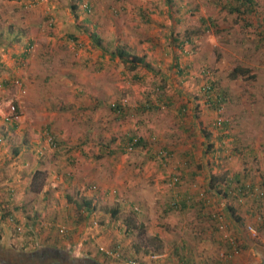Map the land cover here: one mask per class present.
I'll list each match as a JSON object with an SVG mask.
<instances>
[{
  "label": "rangeland",
  "instance_id": "obj_1",
  "mask_svg": "<svg viewBox=\"0 0 264 264\" xmlns=\"http://www.w3.org/2000/svg\"><path fill=\"white\" fill-rule=\"evenodd\" d=\"M33 1L27 0L28 8L18 6L16 10L12 6L4 7L0 0V8L8 11L6 15L0 11V154L16 161L10 167L18 177L14 175L6 180L4 191L6 188L8 194L14 195L12 202L18 203L19 208L17 212L14 210L16 216L5 211L11 214L9 220L14 221L4 224L9 226L6 227L9 238L0 232V264L4 261L7 264H121V260H113L116 257L107 254L116 250V242L121 243V254L133 260L137 257L145 260L158 253L162 257L156 264H181V255L184 259L189 257L193 264H224L222 253L228 249L229 238L236 239L240 248L231 264H257L258 258L253 259L252 252H262L264 246V224L259 228L261 224L257 221L258 212L264 216V195L256 197L252 193L239 200L231 194L228 202L243 219L237 222L238 229L229 218L228 229L219 230V222L210 216L211 210L228 217L231 214L223 212L221 202L213 195L207 194L214 201L204 208L206 216L202 218L196 214V207L164 211L178 190L170 182V173H183L177 152L163 167L150 159L145 149L129 153L121 148L123 138L132 134L149 140L148 144L154 147L164 146L162 138L178 122L176 106L188 102L190 107L182 121H193L198 128L193 129L195 133L188 132L190 145L197 142L198 147L193 151L198 159L196 164L189 161L186 169L199 170L198 165L202 162L206 165L209 158V164L214 161L220 166L221 180L227 174L232 176L229 170H236L240 163L224 170L227 155L232 161L245 157L244 152L235 149V134L243 131L239 122L248 125L258 122L264 126V43L255 47L256 24L244 27L246 16L240 14L235 20V13L222 8L225 0H171L169 6L166 0ZM255 1L258 17H264V0ZM167 10L173 15L169 16ZM163 16L167 23L159 19ZM176 17L182 20L176 21ZM209 17L213 24L208 22V27L201 24L200 18ZM183 30L190 31L196 45L195 53L191 52L194 45H184L179 63L183 67L193 59L194 64L187 73L177 75L169 72L174 54L167 45L172 35L184 36ZM95 36L106 43L107 50L124 45L131 53L149 59L155 44L153 51L162 58L158 61L167 63L162 74L169 73L174 81L168 78L161 95L150 80L137 83L132 76L135 71L118 59L111 61L107 57L105 66L101 67L98 60L102 49L95 44ZM21 52L25 53L22 57ZM238 64L250 65L257 74L255 80L228 78L229 70ZM207 69L214 72L212 79L217 81L218 89H226L227 102L219 111L206 104L204 87L210 80L204 74ZM168 96H172L170 102ZM187 96L191 101L186 100ZM147 99L152 102V108L141 106ZM116 101H120L124 115L118 116L111 109V103ZM198 103L201 109L197 108L194 119L191 108ZM12 106L19 117L10 122L5 116ZM217 119L228 121L226 130L230 135L223 139L221 149H216L215 154L202 156L204 150L198 131L206 127L205 130L213 133L215 146H219L218 128L222 125H217ZM12 122L18 124L15 129L7 126ZM260 133L263 135L264 131ZM48 134L55 136L57 142L62 141L58 148L48 143ZM18 147L20 158L13 153ZM243 147L245 151L246 145ZM38 154L49 162L36 167ZM259 155L260 162L248 165V182H256L251 180L264 168V148ZM207 182L198 173L189 186L194 189L193 184L197 183L201 188L198 191L202 192ZM58 191L70 196L64 197L63 202L72 208L56 210L59 215L53 221L39 216L41 221L36 222L37 215L42 213L36 208L60 206ZM82 198L94 206L91 212L84 206L77 207ZM114 208L119 210L115 216L111 213ZM75 218L79 220L76 223ZM86 218L94 219L89 232L90 222ZM26 220L29 229L24 226ZM109 220L115 222L105 227ZM127 221L131 223L128 228ZM47 222L53 224L49 226L52 233L43 244H38L39 248L32 246L31 226L36 225L33 227L36 230ZM84 222L86 225L82 226ZM61 226L66 229L65 234L59 232ZM248 226L256 228L257 233L253 235ZM69 232L73 236L64 243V247L71 243L68 249L52 245V242L60 244L59 239L67 237ZM20 236L23 239L18 242ZM182 243L187 248L179 255L174 248ZM7 249H11L12 256L2 255Z\"/></svg>",
  "mask_w": 264,
  "mask_h": 264
},
{
  "label": "trees",
  "instance_id": "obj_2",
  "mask_svg": "<svg viewBox=\"0 0 264 264\" xmlns=\"http://www.w3.org/2000/svg\"><path fill=\"white\" fill-rule=\"evenodd\" d=\"M35 1L36 0H34L33 2H35ZM170 1L171 0L165 1V2H167L166 4L168 6H169ZM28 4H30V3H28L27 0H24L23 3L21 4V6L28 8V6H27ZM257 6H258V3L255 0H225V4H222V8H224L225 10H228V12L235 13V16H234L235 20H237L240 17V14L242 16L243 15L246 16L245 18H243L245 21V23L243 25L244 27H247L251 24H256L257 30L255 29V33H256V35H258V39L256 41L255 47H258L264 43V17H260V18L258 17ZM167 13L169 14V16H171V14H172L169 10H167ZM181 16H183V15H181ZM176 18H175L176 21L182 20V18L179 19L180 17H176ZM209 18H206V19L200 18L201 24L206 23L207 27L209 26L208 22L209 23L212 22V24H213L214 21H212L211 17H209ZM174 33H176V31ZM189 33L190 32H188V34H187V32H185L184 36L182 35L181 38H179L178 35H172L171 39L170 38L168 39L169 41H168L167 46L170 48V50L174 54V57H172L171 63L168 67L169 72H171V73L175 72L177 75H183L185 72L187 73L188 68H190L192 66L190 60L188 61V63H185L183 67L179 63L180 56H182V54H183L182 52H184V45L185 44L194 45L191 48V52L195 53V45L196 44H193V40H192L191 36L189 35ZM94 42L99 48H101L104 51V53H106L108 55V57L111 61L118 59L119 61L124 63L125 66L128 64L129 69L135 71V73L133 74V78L135 79V81L137 83L143 82V80L148 79L151 81L152 84L153 83L156 84V86H157L156 89L158 90V92L161 95L165 91L164 87L168 82L166 77H169L170 80L174 81L173 77H171L169 75V73H167L166 75L164 74L166 76L164 79L163 76L159 75V74H161V71H163V70H161V68L158 65H153L151 63V60L146 59L145 56H140L138 54L131 53V51H129L124 45L122 47L116 46L112 50H107V49H105L106 43L100 37L95 36ZM154 45L155 44L152 45L151 49H155V48H153ZM187 53L188 52H185V54H187ZM159 58L160 57L159 56L157 57V55H156V59L162 61V58H160V59ZM212 73H214V72L213 71L211 72L209 69L204 71V74L207 75L208 77H210L209 78L210 80L208 82H206L205 87L204 86L203 87H204V91H205V96L207 97L206 98V104H209L208 106L210 108H212V107L216 108L218 111L221 107H223L224 103L227 102L226 89H218L217 81L212 79V77H213ZM159 77H161V78H159ZM227 77L230 79L241 77V78H245L248 81L249 80L253 81L257 77V74L255 72H253L250 65L238 64L236 66H233L229 70ZM158 82H160V84H158ZM166 99L168 102H170L172 100V96H168ZM186 100L189 101L190 98L187 96ZM151 105H152V102L150 101V99H147L144 103L141 104V106L145 109L152 108ZM198 105H199V103L192 106V108H191L193 110L192 115H193L194 119H196L198 109H201ZM110 107L115 113H118L117 114L118 116L125 114L124 110H122L123 107H122L120 101L112 102ZM189 107H190V105L188 102H182L181 104L176 106L177 114L181 120H185V118H186L185 112H186V110H189ZM188 122H185L184 124H188ZM216 122H217V120H216ZM220 122H221L220 125H222V127L218 128L220 133L217 136V139L220 142L219 146H215V142H214L215 138L212 137L213 133L209 132L210 130H205L206 129V127H205L204 130L200 131L203 138H204V140L202 141L203 150H204L202 156H206L208 154H211V152H214V154H215L216 149H221L220 146L223 142V139L227 138L230 135V132H227V130H226V129H229V123H227L228 121L221 119ZM10 125L12 126V128H14L15 123L12 122V123H10ZM239 125H241L240 122H239ZM191 127H192V124L189 125L188 129H191ZM187 136L188 137L190 136L189 133L187 134ZM244 136H246V135H245V133H243V131L239 132L237 135L235 134V140L237 141L235 149H237L238 151L244 149V147H243L244 145H242L243 144L242 139L244 138ZM53 138L56 140L55 136ZM152 139L155 140L156 138L153 137ZM217 139H216V141H217ZM60 142H62V141L57 142L58 143L57 147L60 146ZM148 142H149V140H145V138H142L140 136H137L134 134L127 135L126 137L123 138V144L121 147L123 150L122 152L126 151L129 153H131V152L134 153L138 148H141V150L145 149L146 155H148L150 159L156 160L157 163H159L160 166L162 165L163 167L169 163L170 157L173 158L175 156L174 154H175L176 150L174 149V147L164 145V146H161V148L160 147L157 148L156 146L154 147L153 145L148 144ZM127 143H129V145H130L129 151L126 150L127 149L126 148ZM196 146H197V144H193V146L191 148L195 149ZM249 149L251 152L254 151L253 148H249ZM256 158H257V156H254V160L258 159V158L257 159ZM205 163L207 166L205 164H203V162L201 163V164H203V166L201 164L198 165V168L201 170V174H203L205 176L208 175V176L204 177V179L211 176V178L206 179L208 182H207L205 189L207 192H210L213 189L215 191V195H219L221 197V199H222L221 202L223 203V201H224V204L226 205L227 212L229 213V215L231 214V217H229V218H231V221H233V225L238 229L239 226H238L237 222H241V219H243V218L239 214H237L236 208L234 206H232L231 204H229V202H228V199L232 194L231 191L233 190L231 188L232 182H230V180H228V179L226 180L225 178L223 180H221L219 178H216L215 175L214 176L210 175L212 165L215 162L211 161V163H213V164H209L210 163L209 158H206ZM188 165H189V163H187V161H186V163H182L183 173L181 175H177L175 172H171L170 173V176H171L170 182L172 181L173 184H177V186H178V185H180L181 181H185L184 177L189 173L186 170V166H188ZM178 169L180 170V168H178ZM194 175L196 176V174H194ZM192 180H194V178H192ZM220 180L222 182H220ZM216 182H220V183H216ZM249 186L250 187L247 189L248 191H242L243 189L242 190L239 189L238 195H240V197H242L243 195H251L252 193H254L256 195V197L264 195V191H263L262 195L258 194L257 192H253L254 186L252 183H250ZM239 188H241V187H239ZM243 188H245V187H243ZM176 192L171 197L169 202H167V204L165 206V210H164L165 212H167L168 210H171V209L175 210L176 208H178L177 205H181L182 210H184L187 207H189V208H195L196 207L198 209V212H196V214L199 216V218H202L201 216H206L203 213V210L205 207L200 205L199 204V203H201L200 200L196 198L198 196L197 191L192 190L188 196H183L179 192L178 193H176ZM174 197H178V198L176 199ZM83 206L87 210L90 209V211L92 210V207H94V206L91 207L90 200H86V199L82 198V202L80 204L77 203V207L82 208ZM118 211L119 210L117 208H114L111 210V213L113 216H115ZM199 211H201V212H199ZM258 214L260 216V219L257 221L261 224V226L259 228H262L263 224H264V216H263V214H261L259 212H258ZM200 220H202V219H200ZM129 221H127V223H126L127 228L131 224V223H129ZM235 241H236V239H235ZM236 244H237V241H236ZM237 246L239 247L238 244H237ZM185 248H187V245L182 243V245L175 246L174 250H175V253L177 252L179 255H181L180 252L185 250ZM228 249H230V248L228 247ZM61 251H62V253L63 252L65 253L64 249ZM61 251L59 254H60V256H63ZM15 255H18V254H15ZM181 257L183 258L182 255H181ZM137 258H139V257H137ZM184 260L186 262H191V264H193V262L191 261V259L189 257H188V259H184ZM224 264H231V260L226 261Z\"/></svg>",
  "mask_w": 264,
  "mask_h": 264
},
{
  "label": "crops",
  "instance_id": "obj_3",
  "mask_svg": "<svg viewBox=\"0 0 264 264\" xmlns=\"http://www.w3.org/2000/svg\"><path fill=\"white\" fill-rule=\"evenodd\" d=\"M1 1L4 3V7L12 6L14 9L18 10V8H19L18 6H21V4L23 3L24 0H1ZM0 11H1V14H5L6 15L8 13V11H5L4 12L3 7L0 8ZM153 18L156 19L157 17L155 16ZM165 18L166 17L163 16V17H161L159 19H161V20H163V21H165L167 23V21L164 20ZM179 19H181V17ZM145 20H147V17L145 18ZM170 25H172V24H170ZM185 32H187V30H185L184 33ZM188 32H190V31H188ZM191 38L194 41L192 34H191ZM153 50H155V49H152V51H151L152 58L149 59L146 56L145 57H146V59L151 60V63L153 65H158L161 68V70H162L163 67L165 65H167V63H161V62H159L158 59H156V53H155L156 51L154 52ZM101 53L102 54L100 55V60H98V64L101 67H104L105 66V61H106V58L108 57V55L106 53H104V51H102V50H101ZM23 55H25V53H23V52H21V54H19V56H21V57ZM191 64H194L193 59H191ZM162 72L163 71H161V74H159V75L163 76L164 79H165V77H166L165 75L166 74L164 75V74H162ZM159 78H161V77H159ZM166 78L168 80L169 77H166ZM144 81L145 80H143V82ZM77 104L80 105L78 102H77ZM177 120H178V122L176 123L175 127L171 128L169 130V134H166L167 137L162 138L163 139L162 140V143L165 146H172V147H174V149L176 150V152L178 153V155H180L179 156V160H177V161H179L178 162L179 164L180 163H186V161H187V163H189V161H190L191 163L194 162V164H196L197 163L196 162V159H198L197 158L198 154L196 153V151H193L194 148L193 149L191 148L192 145H190V139H189L190 136L188 137L187 134L191 130L193 132V129L194 130L195 129L198 130V128H197L195 122H193V121L191 123L188 122V121H184L183 122L180 119V117H177ZM185 122H188V124H184ZM190 124H192V127H191V129H188V127H189ZM17 125L18 124L15 123L14 128H12L11 125H7V126L10 129H15V127ZM240 126L243 128V133H245V135H246L242 139V141H243L242 143L243 144L242 143L241 144L242 145H246V149H245V151H243V149L242 150L239 149V150L242 153L244 152V156L245 157L242 156L241 157L242 159L235 158V161L234 160L232 161V159L230 160L229 157H228V155H227V158L225 159V165L223 164L224 165V170L225 169H228L229 167H232L234 165V163H240V164H239V166H237L238 168H236V170H234V171L229 170L232 173V176H229L227 174V175H225V179L226 180L228 179V180H230V182H232V185L234 186L232 188L234 190H236L237 188L241 187L244 191H247L246 190V187L250 183H252L255 186L256 185V182H258L257 187L259 188V190L264 191V168L262 170H259L258 171V174L259 175L257 177H255V178H253L254 180H251V181H256V182H250V181L248 182V180L250 179V177H249L250 176L249 175L250 168H248V165H250V164L251 165H255L256 162H260L259 152H260V150L262 151V148H264L263 147L264 146V134L262 135L260 132H263L264 131V126L261 125L258 122L256 124H250V125H248L247 123H244V124H241ZM174 132H175V134L172 137V135H173ZM193 133H195V132H193ZM253 133L255 135H253ZM198 135H200L199 131H198ZM254 136L256 137V139L255 138H253V139L250 138V137H254ZM173 139H176V140H173ZM200 139H201L200 141H203L204 140V138L201 137V135H200ZM38 144L39 143L37 142L36 145H38ZM195 144H197V142ZM43 146L45 148L47 146V144L45 143ZM254 147H256V148H254ZM19 148L20 147H18L16 149L14 148L13 149V153H14V156L15 157L17 156V157L20 158V156L18 155L19 154L18 153L19 152ZM249 148H253L254 151L251 152ZM237 156H240V155H237ZM254 156H257L258 159L256 158L257 160H254ZM11 157H13V156H11ZM252 161H255V162H252ZM15 162L16 161H14L13 159H10V158L1 156V154H0V227H1L0 232L1 233H4L8 238L10 237L9 236L10 232H7V228L6 227H9V226H6V225L4 226V224H6L7 222H13L14 220L10 221L8 217L11 216V214H6V212L7 211H11L9 213H12L13 212L14 214L12 213V215L13 216L14 215L16 216L15 212H17L19 210V208H18V203L12 202L13 199H14L13 198L14 195H12L10 193L8 194V192L6 191V188H5V191H4V187L7 185V183L5 181L6 180H11L12 179V176L16 175V173L12 171V167H10V165H13V163H15ZM46 162H49V161L47 160ZM46 162L44 161V157L41 154H38V159H36V167H42L44 165V163H46ZM261 162H263V160ZM201 165L203 166V164H201ZM186 170L189 173L184 177L185 181H181V184L177 186V189L178 190L176 192V193L179 192L183 196H188L191 193V191L193 190L189 186L190 183H191V179L192 178H198V173L201 174V170L200 169L199 170H193L191 172L188 169H186ZM220 171H221V168H220L219 165H213L212 168H211V171H210V173H211L210 175H212V176L215 175L216 178H219L220 179V177H219V175L221 174V173L219 174ZM194 174H196V176ZM201 175H202V179H204L203 177L208 176V175L205 176L203 174H201ZM209 178H211V176H209L207 179H209ZM205 181H206V178H205ZM220 182H222V181L220 180ZM220 182H216V183H220ZM235 182H237L238 185L235 184ZM243 187H245V188H243ZM51 192L52 191H49V194ZM3 193L4 194H8V195L4 196ZM61 193H63V192H59L58 191V193H57L58 200L61 201L60 206L54 205V206L45 207V205H41V206H39L38 209L36 208V210H38L39 213L42 212L41 215L40 214L37 215L36 222L39 221V220L41 221L42 218L43 219H46V220H49V221H53V219L56 218L59 215L58 212H56V210L61 209V208H62V210H64V209L66 210V207L68 209H71L72 208V205L71 204H66V203L64 204V202H63L64 201V199H63L64 197L65 198L66 197L68 198L70 196L67 195V194H61ZM210 193L215 198H218L219 201L221 202V200H222L221 197L219 195H215V191L213 189L210 191ZM60 196H61V198H59ZM15 199L18 201L17 198H15ZM221 204H222L221 209L223 210V212L228 213L227 210H226V205L224 204V201H223V203L221 202ZM76 205H77V203H76ZM187 208H189V207H187ZM14 210H15V212H14ZM44 210H46V211H44ZM81 211L84 212L83 209ZM87 211L88 212H91L90 209H88ZM88 212H86V213L89 214ZM199 212H201V211H199ZM39 216H41V219H39L40 218ZM86 220L90 222V225L88 226V228H89L88 229V232H89L93 228L92 226L94 224L92 223V221L94 219L91 220V219H87L86 218ZM73 221H75V223H76L79 220L76 221V218H75ZM113 222H115V221L109 220V222L106 223V224H104V226L105 227H108L109 225H112ZM52 225H53L52 222H47V223L41 224L40 225V228L36 227V230L33 229V227L36 226V225L31 226L30 232H29L30 235L28 234L29 235V238L32 240L31 245L32 246L33 245L38 246V244H43V240H45L52 233V231H51ZM84 225H86L85 222H84V224H82V226H84ZM24 226H26L29 229L30 226H29L28 220H26L24 222ZM49 226H51V227H49ZM104 226H102V227H104ZM4 234H3V236H4ZM44 236H45V238H44ZM69 236L70 237L73 236L72 235V232H69L68 236L65 237V238H62V239H59L58 238L60 240V244L55 243V242H52V245H55V246H58V247H64V245H65L64 243H66V241L69 242V240H68L70 238ZM17 239H18V242H21L22 239H23V237L20 236ZM96 239H97V242L100 241V240L98 241V237ZM96 239H94V240H96ZM83 242H86V241L84 240ZM68 244L71 245V243H67L66 244L67 247H64V248H67L68 249V247H69ZM116 244H117V246H115L114 248H119V244H121V243L116 242L115 245ZM38 248H39V246H38ZM261 251L262 252H259L258 250H255L254 252H252L253 255H255V257H253V259H255L256 257L258 258V263L257 264H264V259H263V261L261 260L262 259L261 257L264 258V246H263V250H261ZM2 253H4V254H2L4 257L12 256L11 249H7L6 251H3ZM16 256L17 255H15V257ZM182 260H183V262H181V263H185L186 262L184 260V258H182ZM3 264H7V263H5V261H4ZM176 264H178V262H176ZM200 264H202V263H200ZM208 264H210V263L208 262ZM235 264H236V262H235Z\"/></svg>",
  "mask_w": 264,
  "mask_h": 264
},
{
  "label": "built area",
  "instance_id": "obj_4",
  "mask_svg": "<svg viewBox=\"0 0 264 264\" xmlns=\"http://www.w3.org/2000/svg\"><path fill=\"white\" fill-rule=\"evenodd\" d=\"M12 109V110H11ZM10 109V111L8 112V114L5 116V120L7 121H15V119H17L19 116H18V113L15 112V106H12ZM219 111V110H218ZM221 120L220 119H217V125H220V122ZM48 143L54 147V148H58L57 145V141L53 138L52 135H49L48 134ZM126 150L129 151L130 150V145L129 143L126 144ZM213 165H216L215 163ZM212 165V166H213ZM174 179V178H173ZM176 180V179H175ZM174 180V181H175ZM175 183V182H174ZM207 185V183H205ZM250 186L248 185L246 190L249 188ZM193 190L194 191H197V199L200 200L202 206L206 207V206H210L214 199L212 197H209L211 195L210 192H207L206 189L202 190V192L198 191L199 189H201L196 183L193 184ZM233 189V188H232ZM241 189V188H237L236 190H232V195L235 194V196L237 195L239 200L242 199V197H240V195H238V190ZM258 189L257 186H254L253 188V192H257L258 194L262 195L263 191L261 190H257ZM242 190V189H241ZM244 191V190H242ZM248 191V190H247ZM207 194H210L209 196H207ZM174 198H178V197H174ZM215 198V197H214ZM178 208L176 209H179L181 210V205H177ZM210 216L212 219L216 220L219 222L218 224V229H228V218L227 216L224 214V213H220L218 211L216 212H213L212 213V210L210 212ZM258 219H260V217H258ZM248 229L249 231L255 235L257 233V230L256 228L252 227V226H248ZM59 232L62 233V234H65L66 233V229L64 228V226H61L59 228ZM90 235V234H89ZM228 247L230 249H227L225 251H223L222 255L225 259V261H228V260H231L232 257L236 254L239 253V247L237 246L236 244V241L234 239H231L229 238L228 242ZM116 250L115 251H111L110 253H107L109 256H113V257H116L114 258L113 260H121V264H156L157 262V259H159L160 257H162L161 254H158V253H155V254H152L151 256H148V259H145V260H139V258H137V260H133L132 257H126L124 255L121 254V251H120V248H115ZM150 258V259H149ZM180 264V263H179ZM181 264H184V263H181Z\"/></svg>",
  "mask_w": 264,
  "mask_h": 264
}]
</instances>
